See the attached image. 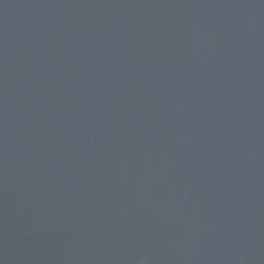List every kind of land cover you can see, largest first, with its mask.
Listing matches in <instances>:
<instances>
[{
  "label": "water",
  "instance_id": "water-1",
  "mask_svg": "<svg viewBox=\"0 0 264 264\" xmlns=\"http://www.w3.org/2000/svg\"><path fill=\"white\" fill-rule=\"evenodd\" d=\"M0 264H264V0H0Z\"/></svg>",
  "mask_w": 264,
  "mask_h": 264
}]
</instances>
